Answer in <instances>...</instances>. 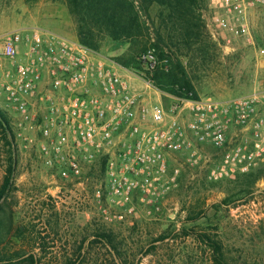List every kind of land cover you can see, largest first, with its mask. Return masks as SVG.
Segmentation results:
<instances>
[{"label": "built area", "instance_id": "obj_1", "mask_svg": "<svg viewBox=\"0 0 264 264\" xmlns=\"http://www.w3.org/2000/svg\"><path fill=\"white\" fill-rule=\"evenodd\" d=\"M263 19L264 0L204 2L205 27L228 52L236 42L257 47ZM139 62L144 72H131L38 28L0 37V98L10 108L15 139L36 152L54 185L89 184L88 170L105 158V192L95 197L105 194L132 216L135 200L159 211L179 186L180 166L209 168L219 185L264 171V86L227 100L176 97L147 78L168 72V60L150 50Z\"/></svg>", "mask_w": 264, "mask_h": 264}, {"label": "rangeland", "instance_id": "obj_2", "mask_svg": "<svg viewBox=\"0 0 264 264\" xmlns=\"http://www.w3.org/2000/svg\"><path fill=\"white\" fill-rule=\"evenodd\" d=\"M199 1L201 7L182 28L171 22L168 9L149 6L139 36L113 42L101 35L98 53L117 65L119 58L133 55L138 63L127 70L143 73L139 56L155 50L160 58L157 44L164 51L162 60L170 63L168 72L161 71L178 73L176 66L181 65L199 98L227 100L264 86V56L259 53L264 47V19L257 47L236 42L235 51L228 52L211 38L204 21L205 0ZM22 28H38L79 41L68 0H0V37ZM0 107L11 121L3 98ZM4 138L0 126V188L9 158ZM15 142L18 166L11 190L0 202V233L2 248L21 253L22 259L39 252L33 246L40 235L46 239L49 253L43 264L65 263L69 258L74 264H115L112 252L99 242L98 235L105 233L114 238L124 264H211L210 252L194 237L207 233L222 239L231 263L264 264V177L246 195L239 190L240 175L219 185L211 179L209 168L180 166L179 186L159 202V211L135 200V213L130 216L105 194L97 200L95 192L105 189L96 177L83 186L63 187L60 180L54 185L51 172L36 152ZM218 165L216 160L212 168ZM227 198L232 201L225 206ZM101 208L108 217L101 214ZM197 214L199 221L188 222L190 215ZM163 236L167 239L161 241Z\"/></svg>", "mask_w": 264, "mask_h": 264}, {"label": "trees", "instance_id": "obj_3", "mask_svg": "<svg viewBox=\"0 0 264 264\" xmlns=\"http://www.w3.org/2000/svg\"><path fill=\"white\" fill-rule=\"evenodd\" d=\"M152 5L168 9L170 11L169 18L171 22L175 23L179 28L189 25L188 19L195 13L196 9L201 7L199 0H68L69 9L76 20L79 42L96 52H99L101 49L103 37L117 42L139 36L143 29V14L149 15V6ZM101 35H103L102 38H100ZM154 46L158 49L159 59L162 60L164 57L163 49L157 44ZM135 58L132 55L129 58H119L117 62L122 68L132 69L134 64L138 63ZM176 69H179L178 73H165L159 69L152 75L147 74V78L153 81L154 86L165 94L176 97H188L192 95L193 98L198 99L199 97L194 92L191 83L186 80V74L182 66L178 64ZM11 124L5 112L0 109V126L5 136L4 141L9 154V158L6 161V176L0 188V202L11 190L18 166L16 140ZM105 172L106 159L101 158L91 166L86 174V178L91 179L96 177L97 180L102 182L101 185L103 186ZM240 176H242L240 178V192L250 195L253 193L254 186L264 177V171H252ZM231 201L227 198L223 201V204L227 206ZM200 217V214L196 216L190 215L188 222L199 221ZM184 231L182 230V232ZM98 237L99 242L112 252L115 264H124L122 260L123 256L115 245L114 238L105 233L99 234ZM194 237L203 243L210 252L211 264H233L227 255L225 244L219 236L196 233ZM166 239V236L161 237V241ZM3 242L4 239L0 233V264H43L44 260L49 257L46 239L40 235L35 238L33 246V249L35 251L38 249L39 252H32L25 259H22V254L19 252H11L4 247L2 248ZM80 250V256L84 257L85 251L83 255L81 254L83 248H80ZM64 261L66 262L63 263L56 260L53 264H74L71 258Z\"/></svg>", "mask_w": 264, "mask_h": 264}, {"label": "crops", "instance_id": "obj_4", "mask_svg": "<svg viewBox=\"0 0 264 264\" xmlns=\"http://www.w3.org/2000/svg\"><path fill=\"white\" fill-rule=\"evenodd\" d=\"M75 38H77L76 30H75ZM76 41H78V40L76 39ZM0 108H1V107H0Z\"/></svg>", "mask_w": 264, "mask_h": 264}]
</instances>
